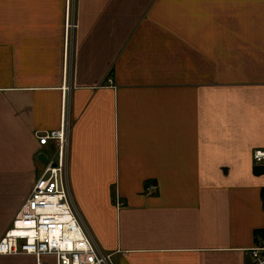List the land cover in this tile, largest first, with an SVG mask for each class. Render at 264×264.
<instances>
[{"label":"crops","instance_id":"crops-1","mask_svg":"<svg viewBox=\"0 0 264 264\" xmlns=\"http://www.w3.org/2000/svg\"><path fill=\"white\" fill-rule=\"evenodd\" d=\"M64 107L70 197L113 264L257 263L264 0H0V238Z\"/></svg>","mask_w":264,"mask_h":264},{"label":"built area","instance_id":"built-area-1","mask_svg":"<svg viewBox=\"0 0 264 264\" xmlns=\"http://www.w3.org/2000/svg\"><path fill=\"white\" fill-rule=\"evenodd\" d=\"M70 33L73 25H69ZM58 129L36 136L39 146L50 145L49 157L37 179L0 238V254L29 255L35 264H113L82 223L70 197L68 166V112L64 107ZM254 164L264 161V151H253ZM264 216V193L261 195ZM264 238L252 249L256 264L264 263Z\"/></svg>","mask_w":264,"mask_h":264},{"label":"water","instance_id":"water-1","mask_svg":"<svg viewBox=\"0 0 264 264\" xmlns=\"http://www.w3.org/2000/svg\"><path fill=\"white\" fill-rule=\"evenodd\" d=\"M38 159H40L42 162H44L45 160L43 154L41 153L38 155Z\"/></svg>","mask_w":264,"mask_h":264},{"label":"trees","instance_id":"trees-1","mask_svg":"<svg viewBox=\"0 0 264 264\" xmlns=\"http://www.w3.org/2000/svg\"><path fill=\"white\" fill-rule=\"evenodd\" d=\"M259 235H260L262 238H264V231H263V230L260 231V232H259Z\"/></svg>","mask_w":264,"mask_h":264}]
</instances>
